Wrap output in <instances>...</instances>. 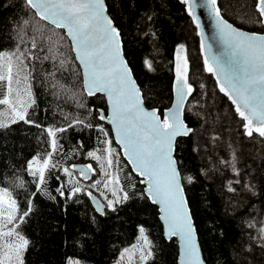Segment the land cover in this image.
<instances>
[{
  "label": "trees",
  "instance_id": "trees-1",
  "mask_svg": "<svg viewBox=\"0 0 264 264\" xmlns=\"http://www.w3.org/2000/svg\"><path fill=\"white\" fill-rule=\"evenodd\" d=\"M108 2L149 107L162 113L170 106L173 66L180 56L188 64L192 93L185 120L193 130L177 139L176 157L207 264H264V137L246 134L245 120L205 67L198 28L186 3ZM218 5L238 26L264 30V24L255 22L257 0H218ZM0 53L16 54L11 93L7 78L0 80V100L10 101L0 105V112L7 113L0 120L8 125L0 128V188L11 193L20 213L27 210L29 200L32 203L25 221H14L16 230L29 240L24 264H67L70 256L89 264H108L122 248L138 240L141 225L153 253L144 264H175L177 242L165 238L158 207L143 195L139 176L123 157L109 125L99 118V108H106L105 97L85 92L81 68L64 30L41 20L25 0H0ZM20 53L23 64L16 59ZM0 64L4 65L0 74L7 77V60ZM22 88L29 89L24 108L19 106V110L27 109L26 118L11 123L13 94ZM49 153L55 167L45 171L46 183L39 185L29 161H43ZM75 162L90 165L92 177L82 179L72 169ZM66 167L73 179L64 171ZM114 177L119 182L113 180L105 187ZM186 177H192V182ZM77 187L81 191L73 192ZM89 192L104 200V213L94 209ZM124 192L130 199H122Z\"/></svg>",
  "mask_w": 264,
  "mask_h": 264
},
{
  "label": "snow or ice",
  "instance_id": "snow-or-ice-1",
  "mask_svg": "<svg viewBox=\"0 0 264 264\" xmlns=\"http://www.w3.org/2000/svg\"><path fill=\"white\" fill-rule=\"evenodd\" d=\"M184 3L189 4V10H191L190 0H184ZM25 4L41 20L49 22L56 29L66 30V35L72 42V50L76 53L75 58L84 67L88 94L94 95L100 92L107 96L112 114L108 117L102 113L101 119H110L116 126L124 154L134 165V170L144 178L140 181L146 184L143 195L161 206L162 219L167 223L169 237L179 236L183 241L184 264H204L196 241V229L183 195L180 162L173 155L176 137L186 136L192 131L181 118V105L186 96V80L180 66L177 65L179 86L175 110L169 109L163 113V119H161L158 110H148L144 107L145 94L137 86L131 69L121 54L119 31L106 15L105 0H25ZM207 4L211 6L220 35L230 45L234 57L231 66L226 67L213 56V63L208 64V71L217 72L220 91L225 92L232 99L240 117L247 121L244 124L246 134L251 136L255 131L264 137V35L246 32L229 23L222 16L217 0H207ZM257 11L259 18L255 22L264 24V0H257ZM35 46L33 43V47ZM15 55V53H0V61L7 60L8 73L7 77L0 74V80L7 78L9 93L12 92L10 86L13 78L12 58ZM23 55L20 53V56L16 57L20 64H23L21 59ZM145 63L149 68L151 67L148 61ZM3 66L0 64V67ZM190 91L191 88L188 87V92ZM9 103L7 98L0 100V105ZM10 111L11 123L25 120L26 108L24 111H18L13 106ZM6 116V112H0V117ZM27 122L34 123L31 120ZM79 122L82 123V121ZM7 126L0 120V128ZM36 126L39 127V125ZM56 131H64V129H56ZM48 132L49 135L55 136L52 129H48ZM52 146L55 148V140ZM89 155L95 154L90 152ZM50 157L51 153L49 158L43 159L42 164L35 158L29 161L31 174L34 177L38 176L39 185L46 183L45 171L55 167L50 163ZM108 164L111 166V159L108 160ZM64 171L68 172V169ZM81 175L86 176L87 173L82 170ZM185 179L192 182V177ZM113 180L116 183L119 182L118 177L111 178L105 183V187ZM132 187L135 186L132 185ZM80 191L79 187L73 189V192ZM229 191L234 189L229 188ZM56 192L61 196L64 195L61 188H57ZM87 194L92 195L91 192ZM34 195L36 193H33ZM48 195L55 200L56 197L50 192ZM122 199L125 201L130 199L128 192H124ZM28 205L27 210L20 213L17 201L12 199L11 193L7 189L0 190V217L6 219L8 223H13L18 218L22 224L32 212L31 200L28 201ZM112 206L113 201L109 200L108 207ZM140 232L143 233L144 229L141 228ZM0 236L16 237V241L11 244L0 242V264H24L23 253L29 246V240L16 228L0 232ZM143 240L149 250L146 254L141 251V260L147 261L153 256L151 242L146 236ZM127 251L125 249V252ZM68 264H74V262L69 261Z\"/></svg>",
  "mask_w": 264,
  "mask_h": 264
},
{
  "label": "water",
  "instance_id": "water-1",
  "mask_svg": "<svg viewBox=\"0 0 264 264\" xmlns=\"http://www.w3.org/2000/svg\"><path fill=\"white\" fill-rule=\"evenodd\" d=\"M190 4H191V10H189V4H186V8H187L188 13L192 17L193 22L196 24V26L198 28L200 49H201V54H202V57H203V61H204L205 67L208 69V64L213 63V61H212V57L213 56H215L217 59H219L222 64H225L226 67H230L231 66V61L234 59L233 54H232V50H231L230 45L220 35L219 29L217 27L216 17L211 11V6L207 4V0H190ZM217 6L219 7L218 0H217ZM105 7H106V15H108V17L113 21V25L119 31V40H120L121 54H122L124 60L127 62L128 67L131 69L132 77L136 81L137 86L141 88V86H140V84H139V82H138V80H137V78H136V76H135V74L133 72V69H132V67H131V65H130V63H129L126 55H125L124 47H123V40H122V35H121V30L118 27V25L115 23L113 17L110 14L108 0H105ZM221 14L224 17V19L228 20L229 23L233 24L237 28H242L244 31L249 32V33H255L257 35H264V30L263 31H255V30L246 29L244 27L238 26L237 24H235L234 22H232L231 20L226 18L224 16V14L222 13V11H221ZM64 32L66 34V30H64ZM69 40L71 42L70 38H69ZM71 45H72V42H71ZM74 54H75V57H76V53L75 52H74ZM206 60H207V63H206ZM77 62L79 64L80 68H81L84 90L88 94L87 89H86V85H85V77H84V71L85 70H84V67L80 63L79 60H77ZM177 65L180 66V70L184 73L185 80H186V86H185L186 96H185L183 104L181 105V118L184 121L185 125L188 128H191L193 130L192 126L188 125L187 121L185 120V109H186L187 103H188V101L190 99V96H191V93H192V85H191V83L189 81L188 64L183 60V58L181 56L179 57L178 60H176L174 66H173V85H172L173 96H172V101H171L170 106L165 108L162 113L160 112V110L157 107H149L146 104V102L144 103V107L146 109H148V110H151V109L158 110V112L161 114V119H163V113L167 112L169 109L175 110V107H176V104H177V101H178L177 88L179 86V83H178V80H177ZM212 73H213V75H214V77H215V79L217 81L218 86L220 87L219 81L217 79V72L213 71ZM188 87L191 88L190 92H188ZM141 91L143 93L142 88H141ZM97 93H100V92H96L95 94H97ZM100 94H102L105 97L106 108H99V118L101 119V114L102 113L104 115L110 117L112 113H111V109H110V104H109V102L107 100V96H106L105 93H100ZM90 96H92V95H90ZM230 100L232 101L231 98H230ZM232 103H233V101H232ZM234 106H235V104H234ZM235 108H236V106H235ZM101 120L109 125V127L111 129V132H112V135H113V138H114L115 142L119 145V147L121 149V153H122L123 157L129 163L132 171L136 175L139 176L140 180L144 179L143 177H141L139 175L138 172H136L134 170V165L131 163L129 158L124 154L123 145H121L119 143V136L117 135V132H116V126L110 121V119H101ZM245 123H247V121H245ZM253 132H255V131H253ZM188 135H186V136H188ZM179 137H181V136H177L176 139H175V142H174L175 151H174L173 155H174L175 159H177V157H176V142H177V139ZM89 166L90 165H88L85 162H75V163L72 164V169L74 171H76L80 175V177L82 179L88 180V179H90L92 177V173H93L92 167L91 166L89 167ZM82 170L87 173L86 176L81 175V171ZM180 173H181V177H182L181 183H182V187H183V195H184V197H185V199L187 201L186 206H187V208H188V210H189V212L191 214L192 221H193L195 229H196L195 235H196L197 244L199 246L200 255H201V258L204 261V264H207V261L205 259V256H204V253H203V249H202V246H201L198 229H197V226L195 224V220H194V217H193V214H192L190 202H189L188 195H187V192H186V189H185L184 178H183L181 169H180ZM143 185H144V192H145L146 184H143ZM150 200H151V198H150ZM90 202H91L92 206L94 207V209L97 212H99V213H104L105 212L106 204H105L104 200L98 194L92 193V195L90 196ZM151 202L154 203L152 200H151ZM154 204L158 207L159 218H160V221L162 223L163 234H164L165 238L167 240H170V239L174 238L176 240V242H177L178 253H177V260H176L175 264H184L183 241L180 239L179 236L169 237V235L167 234V223L162 219L163 213L161 211V206L159 204H157V203H154ZM101 206H103V207L101 208ZM98 208H101V210H98Z\"/></svg>",
  "mask_w": 264,
  "mask_h": 264
},
{
  "label": "rangeland",
  "instance_id": "rangeland-1",
  "mask_svg": "<svg viewBox=\"0 0 264 264\" xmlns=\"http://www.w3.org/2000/svg\"><path fill=\"white\" fill-rule=\"evenodd\" d=\"M20 89L21 88H19V90ZM22 89H23V91H19V90L15 91V94H13V98L15 99L16 102L15 103H13V102L11 103L12 106H15L18 111H23L24 104H25L24 100L28 98V94L27 93H28L29 89H27V88H22ZM20 105L23 106V108L21 110H19V106ZM108 150H109V148H108ZM38 160H40L41 164L43 163V161L41 159H38ZM65 169H68L67 174H68L69 178L73 179L74 174L71 172V169H69L68 167H66ZM0 190H3V189L0 188ZM11 197H12V199H14L12 195H11ZM12 228H15L14 227V222L13 223H8L6 221V219H4L3 217H0V232H6V231H8L9 229H12ZM141 228L144 229L143 233L140 232ZM262 230H264V224L262 226ZM262 234L264 235V231H262ZM144 236H146L148 241L151 242V239H150V237L148 235V232H147L146 228L141 225L139 227L138 240L135 243H133L132 245H128V246L122 248V250L120 251L119 255L112 262H110L108 264H144L146 261H142L141 260V251H143L146 254L147 251L149 250L144 245V240H143ZM14 241H16V237L15 236H12V237L0 236V242L11 244ZM134 245H135V247H133ZM125 249H127L128 251L125 252ZM151 251H152V242H151ZM69 261L74 262V264H89V263L83 262L82 260H80L76 256H70L69 259H68V262Z\"/></svg>",
  "mask_w": 264,
  "mask_h": 264
}]
</instances>
